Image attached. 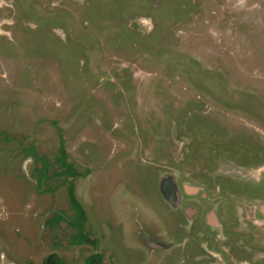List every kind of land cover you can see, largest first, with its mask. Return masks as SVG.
I'll return each instance as SVG.
<instances>
[{"label": "rangeland", "instance_id": "374dc122", "mask_svg": "<svg viewBox=\"0 0 264 264\" xmlns=\"http://www.w3.org/2000/svg\"><path fill=\"white\" fill-rule=\"evenodd\" d=\"M59 130L89 170L74 183L95 246L27 152L53 161ZM94 252L264 264V0H0V264Z\"/></svg>", "mask_w": 264, "mask_h": 264}, {"label": "trees", "instance_id": "16d2710c", "mask_svg": "<svg viewBox=\"0 0 264 264\" xmlns=\"http://www.w3.org/2000/svg\"><path fill=\"white\" fill-rule=\"evenodd\" d=\"M59 135V147L58 154L55 156L53 161H50L46 156H39L35 152L34 147H30L27 151L32 154L36 161L41 162V168H37L38 172V181L39 183L43 181V179H48L51 176H63L67 181L68 186V198L70 206L74 210V214L70 217L68 223L75 229V233L73 235V242L77 244H89L96 245V240L91 238L90 232L86 230V222H87V214L76 198L75 195V183L74 180L79 177H83L88 174L89 170L80 171L78 170L74 164L68 161V153L65 148L64 138L61 135L60 130L58 131ZM55 165L56 169L52 172V174L47 175L51 165ZM38 183V184H39ZM40 186V184H39ZM63 216L55 215L53 218L49 219L47 222L51 223L53 226L55 223H58ZM41 264H65V261L57 254L50 253L42 260ZM83 264H105L103 261V257L101 253L94 252L87 255L84 258Z\"/></svg>", "mask_w": 264, "mask_h": 264}, {"label": "flooded vegetation", "instance_id": "af4514ba", "mask_svg": "<svg viewBox=\"0 0 264 264\" xmlns=\"http://www.w3.org/2000/svg\"><path fill=\"white\" fill-rule=\"evenodd\" d=\"M166 184L169 186L170 189H174L175 190L173 192L172 196L169 197L170 198L169 201H170L171 205L174 206V208H177V207L181 206L182 204H184L185 201L181 197V194L178 192V190L176 191L175 184L172 181H168V180L166 182H164L163 186H166ZM176 193H178V194H176ZM179 199H180V202L178 203ZM184 207L185 208L186 207H191L193 209L191 214H190V216L192 217L195 214L194 219H195L196 216L202 214L203 215V219H204V225L207 224L206 216H204V212H205V208H206L205 205H203L201 203H197V206L194 208L193 205H186V203H185ZM208 212L209 213H213V210H210ZM219 224H221V223H220V220L217 219V217H216V221L214 223H209L210 226H216V225H219Z\"/></svg>", "mask_w": 264, "mask_h": 264}]
</instances>
